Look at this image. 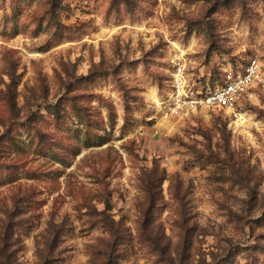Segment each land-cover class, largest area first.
<instances>
[{"label": "rangeland", "instance_id": "rangeland-1", "mask_svg": "<svg viewBox=\"0 0 264 264\" xmlns=\"http://www.w3.org/2000/svg\"><path fill=\"white\" fill-rule=\"evenodd\" d=\"M174 55L264 65V0H0V264H264V85L172 116Z\"/></svg>", "mask_w": 264, "mask_h": 264}, {"label": "built area", "instance_id": "built-area-1", "mask_svg": "<svg viewBox=\"0 0 264 264\" xmlns=\"http://www.w3.org/2000/svg\"><path fill=\"white\" fill-rule=\"evenodd\" d=\"M189 73L183 56L170 59L166 109L172 116L215 108L237 116V106L245 94L264 85V65L255 57L224 71L213 85L204 84Z\"/></svg>", "mask_w": 264, "mask_h": 264}, {"label": "bare ground", "instance_id": "bare-ground-1", "mask_svg": "<svg viewBox=\"0 0 264 264\" xmlns=\"http://www.w3.org/2000/svg\"><path fill=\"white\" fill-rule=\"evenodd\" d=\"M249 120V116H246V114H238V118H237V122L240 123V122H245Z\"/></svg>", "mask_w": 264, "mask_h": 264}]
</instances>
